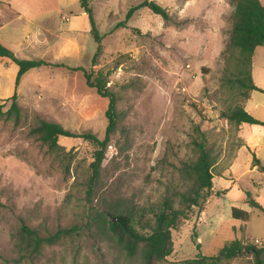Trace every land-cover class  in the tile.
Segmentation results:
<instances>
[{
    "label": "rangeland",
    "instance_id": "rangeland-1",
    "mask_svg": "<svg viewBox=\"0 0 264 264\" xmlns=\"http://www.w3.org/2000/svg\"><path fill=\"white\" fill-rule=\"evenodd\" d=\"M142 1L92 0L102 36V51L94 60L99 42L80 0H0V23L14 38L23 35V21L13 14L18 9L32 16L48 39L53 38L52 29H64L79 46L70 56L22 77L21 82H31L21 98L18 94L23 115L29 119L39 115L104 138L109 98L87 84L83 70L72 69L78 67L108 76L121 114L92 194L89 182L96 143L61 136L59 143L65 149L51 155L28 136V124L0 121V264H128L89 229L97 209L120 203L144 211L162 203L174 188H186L182 167L196 159L193 140L201 139L198 129L217 157L214 174L229 166L243 143L239 126L222 116L244 100V88L236 81L242 67L239 52L229 57L224 53L232 27V0H154L169 11L171 24L148 7L136 10L126 21L128 10ZM123 21L126 26L117 27ZM252 76L263 89L251 93V104L262 103L252 111L263 117L264 45L255 50ZM9 106L10 102L3 110ZM213 181L216 193L205 210L200 213L195 207L182 219L172 231V254L159 264H187L201 254L218 255L234 239L264 247V211L243 206L244 201L249 203L246 189L251 174L234 184L218 176ZM252 197L258 199L251 193ZM233 206L247 209L249 219L233 217ZM22 222L43 235L60 227L81 229L65 242L48 246L39 261L19 263L11 232ZM220 264H257V260L244 251Z\"/></svg>",
    "mask_w": 264,
    "mask_h": 264
},
{
    "label": "trees",
    "instance_id": "trees-1",
    "mask_svg": "<svg viewBox=\"0 0 264 264\" xmlns=\"http://www.w3.org/2000/svg\"><path fill=\"white\" fill-rule=\"evenodd\" d=\"M80 3L89 15L91 31L99 42V49L94 56L95 60L102 51V36L97 27L92 0H80ZM232 3L234 5L232 27L224 53L225 56L228 55L229 57V55L232 56L233 51L239 52L237 60L242 67L239 69L240 73L236 81L244 88V100L223 111L222 116L237 126L242 123L264 124V121L253 116L244 106V101L250 97L251 91L261 89L254 83L252 68L255 50L264 45V5L261 0H232ZM142 7H148L154 13L161 15L167 24L173 22L169 11L154 0H143L139 4L133 5L126 14V21L133 16L136 10ZM126 21L119 22L117 27L126 26ZM0 56L13 59L19 66L16 92L10 98L2 100L0 121L13 120L17 126L28 124V136L51 155H59L65 149L59 143V137L61 136L82 137L96 143L98 148L95 150V160L92 163L93 174L89 182V193L92 194V184L99 176L102 162L106 158L107 147L121 120V114L118 110V98L109 89L108 76L103 72L94 75L81 67L72 68L83 70L87 84L97 88L100 95L109 98L108 125L105 137L101 139L95 133L88 131L76 132L64 127L61 123L46 120L39 115H35L32 119L23 115L18 102L22 77L28 71L51 65L52 62L44 58H19L1 40ZM9 102L8 109L3 110V107ZM198 131L201 139L194 138L193 140L194 149L197 152L196 159L184 163L182 167L183 177L188 181L186 188H174L163 199L162 203L144 211L143 209L138 211L131 207H125L120 203L111 208L106 206L103 209H97L90 221L89 229L94 235L117 249L128 264H159L163 262L174 250L172 231L178 227L183 218L188 217V212L193 208L197 207L200 213L204 211L208 199L216 193L213 167L217 162V157L213 153L212 147L208 145L205 133L199 129ZM253 163L264 170V164L255 153L253 154ZM247 195H249V203L252 207L264 211V206L259 201L253 197L250 198L251 192L248 191ZM232 215L237 219H249V211L237 206L232 207ZM80 229L81 226L79 225L60 227L54 233L43 235L37 228L32 227L27 222H22L11 232L13 247L18 254V262L35 263L39 261L48 246L65 242L67 237L73 236ZM197 246L200 247L201 243L197 242ZM244 251L252 252L257 264H264V247L244 245L240 239H234L224 246L218 255L207 256L201 254L185 262L187 264H220L236 258ZM10 262L8 260V263Z\"/></svg>",
    "mask_w": 264,
    "mask_h": 264
},
{
    "label": "crops",
    "instance_id": "crops-1",
    "mask_svg": "<svg viewBox=\"0 0 264 264\" xmlns=\"http://www.w3.org/2000/svg\"><path fill=\"white\" fill-rule=\"evenodd\" d=\"M13 11L16 18L23 21L21 22V32L23 35L20 38H14L13 35L5 32V23H0V40L4 45L9 47L17 57L25 59L44 58L52 63H57L59 58L70 56L71 53L79 48L76 38L70 35V31L58 29L54 32L52 29L51 33H53V38L51 39L50 37L48 39L46 31H44L46 33L44 34L43 28L35 22L32 16L18 9H14ZM51 53L56 54L55 56L57 58L54 57L55 59H49L48 56H50ZM18 71L19 66L13 59L0 56V101L6 100L15 94ZM30 83L31 82L26 80L21 82L18 93L20 98L22 97V93L27 92L31 85ZM254 83L258 86L255 81ZM38 86V83L34 84L35 89L32 88L31 92L36 93ZM253 91H251V93ZM251 93L250 97L244 101V106L248 112L254 115L252 110L256 109L262 103L259 104L256 102V104H251ZM250 105L252 109L249 108ZM254 116L264 121V116ZM254 125L258 128H255ZM239 136L242 138L243 143L237 148L229 166L223 170L222 173L214 174V178L218 176L220 180L233 181V183H231L234 184L240 182L246 175L251 174V183L247 187L246 192L249 191L257 196L258 199H255L264 206V170L261 169L259 165H254L253 163V154L255 153L264 164V124L242 123L239 125ZM217 164H219V162ZM243 165H245L244 168ZM226 176H229V178ZM257 178L259 181L256 180ZM243 206L248 208V210L252 207L246 201H244Z\"/></svg>",
    "mask_w": 264,
    "mask_h": 264
},
{
    "label": "built area",
    "instance_id": "built-area-1",
    "mask_svg": "<svg viewBox=\"0 0 264 264\" xmlns=\"http://www.w3.org/2000/svg\"><path fill=\"white\" fill-rule=\"evenodd\" d=\"M256 243H259V244H260L261 242H260V240H259V239H257V240H256Z\"/></svg>",
    "mask_w": 264,
    "mask_h": 264
}]
</instances>
